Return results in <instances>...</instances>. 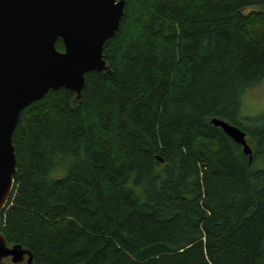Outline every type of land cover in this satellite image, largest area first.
I'll list each match as a JSON object with an SVG mask.
<instances>
[{"label": "trees", "instance_id": "1", "mask_svg": "<svg viewBox=\"0 0 264 264\" xmlns=\"http://www.w3.org/2000/svg\"><path fill=\"white\" fill-rule=\"evenodd\" d=\"M124 1L108 71L21 111L0 235L32 264H264V113L239 117L264 0ZM214 118L256 140L250 162Z\"/></svg>", "mask_w": 264, "mask_h": 264}, {"label": "water", "instance_id": "2", "mask_svg": "<svg viewBox=\"0 0 264 264\" xmlns=\"http://www.w3.org/2000/svg\"><path fill=\"white\" fill-rule=\"evenodd\" d=\"M124 7V0H0V217L16 175L12 135L21 111L60 88L79 100L85 74L108 71L103 47L115 36ZM211 124L252 160L245 132L216 118ZM6 258L32 264L28 251L8 247L0 235V261Z\"/></svg>", "mask_w": 264, "mask_h": 264}, {"label": "rangeland", "instance_id": "3", "mask_svg": "<svg viewBox=\"0 0 264 264\" xmlns=\"http://www.w3.org/2000/svg\"><path fill=\"white\" fill-rule=\"evenodd\" d=\"M264 113V79L257 85L247 89L241 97V107L239 111V117L244 118L242 122L245 125L252 126L249 119L255 118ZM242 131V130H241ZM246 143L252 151V155L257 150V142L246 135ZM242 151V147L239 146ZM258 158L255 161V167L264 168V142L261 143L258 148ZM247 157V156H246ZM4 261L10 262V258L4 259ZM11 263V262H10Z\"/></svg>", "mask_w": 264, "mask_h": 264}]
</instances>
